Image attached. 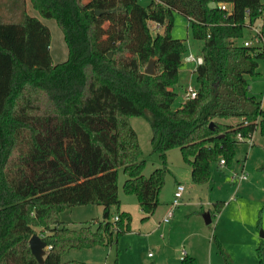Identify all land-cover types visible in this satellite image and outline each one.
Returning <instances> with one entry per match:
<instances>
[{"label":"trees","instance_id":"trees-1","mask_svg":"<svg viewBox=\"0 0 264 264\" xmlns=\"http://www.w3.org/2000/svg\"><path fill=\"white\" fill-rule=\"evenodd\" d=\"M212 1L231 3L233 12L211 7ZM30 2L58 22L69 54L54 64L50 28L30 15L27 0H0V264H89L62 257L72 248L118 245L132 231L130 212H111L122 202L120 170L144 219L155 213L170 170L144 174L132 116L149 122L153 153L165 159L180 149L197 184L211 179L212 163L232 165L239 133L247 138L260 126L264 134V108L246 78L259 74L264 50L236 43L259 18L264 34L262 0ZM174 12L189 19L194 38L204 40L198 95L177 107L172 87L187 47L171 34ZM150 22L165 33L153 35ZM152 57L160 69L148 75L141 67ZM231 118L237 121H224ZM86 204L103 206L96 228L74 229L61 219L63 210ZM213 204L221 212L226 202ZM36 227L48 230L43 263L29 242ZM213 240L232 264L221 241ZM257 251L262 261L263 237ZM118 254L109 264H119ZM181 262L199 264L188 253Z\"/></svg>","mask_w":264,"mask_h":264},{"label":"rangeland","instance_id":"rangeland-1","mask_svg":"<svg viewBox=\"0 0 264 264\" xmlns=\"http://www.w3.org/2000/svg\"><path fill=\"white\" fill-rule=\"evenodd\" d=\"M146 5L150 0H139ZM264 2V0H262ZM27 10L30 15L38 17L50 28L51 43L50 53L53 63L67 59L69 50L64 39V34L54 18H46L33 8L27 0ZM261 25L262 18L257 19ZM105 25H108L107 22ZM152 34L156 30L153 23H149ZM164 28V27H163ZM161 27L160 31L165 33ZM171 34L183 39L186 43L185 54H202L204 40L193 37L189 19L174 12V26ZM255 33L245 30L243 38L236 40L241 44L244 39L254 40ZM147 66V65H146ZM141 67L143 70L146 67ZM194 63L182 60L178 81L172 87L178 93L174 106L184 102L183 94L191 83L197 87V72ZM160 66L156 62V70ZM257 75H246L249 83V92L258 100H263L264 108V60H259ZM235 123L236 118L224 120ZM131 122L136 129L142 146V159L146 160L145 175H150L156 168L166 166L170 172L166 176L164 188L160 193L161 204L153 215L144 219V212L137 197L127 194L123 184L125 174L119 172V195L122 200L119 208L113 206L112 214L118 210L131 213L132 231L126 232L118 245H98L92 248H72L63 254V260H79L89 264H109L117 256L119 264H182L184 253L197 258L199 264H226L223 254L219 251L216 236L222 243L224 251L230 256L232 264H251L260 259L257 247L260 242L261 231L264 232V134L262 127L254 133L255 140L242 141L237 144V151L231 166H221L212 163L211 179L207 183L197 184L191 178L190 167L185 163L179 148H173L162 159L159 153L152 152V131L149 122L144 117L132 116ZM247 159L250 172L248 187H240L243 195L230 199L238 189L239 184L231 181L235 172L241 171V163ZM240 170V171H239ZM259 178L261 180H259ZM178 183L185 186L183 197L178 206L174 208L170 222H165L173 194ZM217 200L226 202L221 212L214 210ZM209 212L212 222L207 223L204 214ZM62 220L69 222V227L78 229L82 225L92 224L96 228L98 221L103 219V206L86 204L67 208L60 213ZM36 234L43 237L48 233L43 227L35 228ZM49 246L46 247V252ZM152 253V255H149Z\"/></svg>","mask_w":264,"mask_h":264},{"label":"built area","instance_id":"built-area-1","mask_svg":"<svg viewBox=\"0 0 264 264\" xmlns=\"http://www.w3.org/2000/svg\"><path fill=\"white\" fill-rule=\"evenodd\" d=\"M216 6L227 11L228 13L233 12V6L229 2H222V3L216 4ZM153 25H154V28L156 31L159 30L160 34H164L160 31L161 27L158 24H153ZM164 29L165 28H163V30ZM249 30L254 31V33H255L254 40L244 39L241 44H243L244 46H248V47L249 46H257L260 50H264V34L261 32V25H258L257 20L251 27H249ZM182 60L186 63H194L196 65L195 71H196L197 67L204 62V58H203L202 54L194 55L193 53L184 54ZM197 95H198V86L194 87L190 83L189 86L185 89L184 94H183L184 102H186L189 99L196 98ZM263 97H264V90H263ZM184 102H182V103H184ZM262 102H263V100H261V103ZM237 139L240 141H250L251 144L255 140L254 133L250 137H247V138L243 137L242 134L239 133L237 135ZM220 164L221 165L225 164V160L221 159ZM249 180H250V172L248 171L246 165H244L243 169L240 172L234 174L232 179H231V181L233 183H237L239 185H241L242 183L249 181ZM184 191H185V186L181 183H178L176 186V189L174 191V194H173V199L171 201L170 208H169L166 216L163 218L165 222H170V220L173 216L174 208L180 204ZM236 196L237 195L234 194L231 198L234 199V198H236ZM114 218L118 219L119 217L117 215H115ZM149 255H152V253H149Z\"/></svg>","mask_w":264,"mask_h":264},{"label":"water","instance_id":"water-1","mask_svg":"<svg viewBox=\"0 0 264 264\" xmlns=\"http://www.w3.org/2000/svg\"><path fill=\"white\" fill-rule=\"evenodd\" d=\"M209 5L211 7H216V3L214 1L210 2ZM97 13H100V10H97ZM165 28V27H164ZM144 73L148 75H155L157 73L156 70V57H152L147 64V66L144 68ZM211 127H213V123L210 124ZM205 221L207 223H210L212 221L211 215L209 212L204 214ZM260 237L264 238V232L261 231ZM31 250L38 259L40 263L44 262V258L46 255V247L48 246L46 241L42 239L41 236L34 233L31 238L29 239ZM261 264H264V252L262 254V261Z\"/></svg>","mask_w":264,"mask_h":264},{"label":"crops","instance_id":"crops-1","mask_svg":"<svg viewBox=\"0 0 264 264\" xmlns=\"http://www.w3.org/2000/svg\"><path fill=\"white\" fill-rule=\"evenodd\" d=\"M175 107H176V106H175ZM244 165H246V166L248 165V166H249V163H248V160H247V159H245V160L241 163V166H240L241 170L243 169ZM248 166H247V169H248ZM239 171H240V170H239ZM235 173H238V172L236 171ZM259 180H261V179L259 178ZM232 184H235V183H232ZM249 184H250V181H246V182H244V183H242L241 185L238 186V189L234 192V194L237 195L236 198H237L238 195H240V194L243 195V190H242L240 187H242V186H243V187H248ZM234 194H233V195H234ZM233 195H232V196H233ZM232 196H231V197H232ZM231 197H230V199H232ZM121 201H122V200H121ZM223 209H224V208H223ZM223 209H222V210H223ZM222 210H221V211H222ZM211 218H212V217H211ZM211 222H212V221H211ZM67 224H68V226H69V222H67ZM80 227H81V226H80ZM80 227H79V228H80ZM79 228H78V229H79ZM62 258H63V257H62ZM110 263H111V262H110ZM250 263H251V264H261V259H257L256 262H254V263H253V262H250Z\"/></svg>","mask_w":264,"mask_h":264}]
</instances>
